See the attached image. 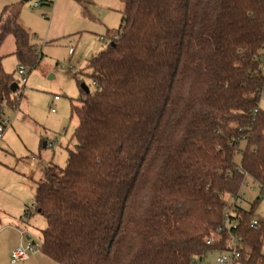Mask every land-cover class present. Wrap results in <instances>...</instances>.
Returning a JSON list of instances; mask_svg holds the SVG:
<instances>
[{"label":"trees","instance_id":"16d2710c","mask_svg":"<svg viewBox=\"0 0 264 264\" xmlns=\"http://www.w3.org/2000/svg\"><path fill=\"white\" fill-rule=\"evenodd\" d=\"M123 4L87 64L95 91L81 85L72 107L75 149L37 182L41 250L61 264H201L226 249L228 198L249 178L264 192V0ZM9 35L33 66L17 15L0 18V49ZM3 58L0 105H16ZM259 199L238 211L243 264H264V227L249 223Z\"/></svg>","mask_w":264,"mask_h":264},{"label":"rangeland","instance_id":"374dc122","mask_svg":"<svg viewBox=\"0 0 264 264\" xmlns=\"http://www.w3.org/2000/svg\"><path fill=\"white\" fill-rule=\"evenodd\" d=\"M38 1L42 0H0V18L17 15L38 52L33 66L25 64L28 80L23 84L17 73L21 62L14 37L9 35L0 49L5 71L20 82L23 92L16 105L5 106L4 115L12 126L0 139V248L4 253L22 241L42 242L47 221L35 207L37 182L51 163L64 167L69 149H75L78 118L72 115L73 104L81 103L82 83L90 91L96 88L88 61L104 49L111 33L122 24L123 0H43L34 7ZM54 96L60 97L52 105L56 112L50 107ZM260 105L264 109V96ZM248 181L244 206L250 208L260 198L255 216L264 227V192L252 179ZM13 251L9 262L1 259L0 264H10ZM218 255V251L208 252L201 264H215ZM15 264L61 263L40 249Z\"/></svg>","mask_w":264,"mask_h":264},{"label":"built area","instance_id":"2783aa9c","mask_svg":"<svg viewBox=\"0 0 264 264\" xmlns=\"http://www.w3.org/2000/svg\"><path fill=\"white\" fill-rule=\"evenodd\" d=\"M41 1L35 2L34 7L41 5ZM111 43V39L107 41V45ZM261 68L264 72V54L262 55ZM17 73L23 84L27 82V68L24 64H19L17 67ZM19 89L20 82L18 81ZM95 84V83H94ZM97 84H95L96 86ZM17 97L22 96L23 92L18 90L16 92ZM59 96H54L53 100L50 102V107L52 112H56L57 108L53 107V102L58 101ZM5 106L6 103L0 105V139L3 138L6 130L12 126V120L5 117ZM15 110L18 108L15 106ZM249 181L243 184L242 189L234 196L228 198V204L224 210L223 225L219 229V232L226 233L228 236L226 249L220 250L219 255L217 256L215 264H240L243 251L247 249V244L242 235H240L235 229L238 228L240 223V218L238 217V211L240 208H246L244 206L245 201H247V192L245 188H249ZM250 227L253 229H259L263 226L262 222L255 216L250 220ZM211 243V241H208ZM42 248V242L29 241L27 243H21L12 254V261L10 264H15L19 260H28L33 254L39 252Z\"/></svg>","mask_w":264,"mask_h":264},{"label":"crops","instance_id":"0c3cea01","mask_svg":"<svg viewBox=\"0 0 264 264\" xmlns=\"http://www.w3.org/2000/svg\"><path fill=\"white\" fill-rule=\"evenodd\" d=\"M264 96V94H263ZM263 98V97H262ZM261 107V105H260ZM262 108V107H261ZM263 109V108H262ZM24 241H22L21 243H23ZM20 243V244H21ZM15 248V246L12 249H9L6 253H4V251L2 250L3 248H0V260H7V262H9V258L11 256V251H13ZM17 248V247H16ZM38 253V252H37ZM6 255V256H5ZM5 256V257H4ZM8 258V259H7Z\"/></svg>","mask_w":264,"mask_h":264},{"label":"water","instance_id":"95a60500","mask_svg":"<svg viewBox=\"0 0 264 264\" xmlns=\"http://www.w3.org/2000/svg\"><path fill=\"white\" fill-rule=\"evenodd\" d=\"M26 1H29V0H26ZM82 88H84L86 90V92H89L90 91L89 87L85 83L82 84ZM11 90L14 93H16L19 90V84H18V82H14L12 84ZM44 146H47V143L46 142L44 143Z\"/></svg>","mask_w":264,"mask_h":264}]
</instances>
